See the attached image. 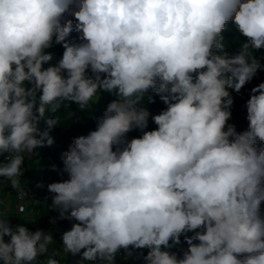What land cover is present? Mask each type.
<instances>
[{"label": "clouds", "instance_id": "1", "mask_svg": "<svg viewBox=\"0 0 264 264\" xmlns=\"http://www.w3.org/2000/svg\"><path fill=\"white\" fill-rule=\"evenodd\" d=\"M230 23L244 38L234 55ZM261 50L264 0H0V178L27 197L23 154L55 143L62 107L107 93L95 130L52 165L67 179L47 184L75 264L145 249L144 264H264V82L244 105L247 130L230 123ZM155 97L166 108L153 115L143 101ZM53 241L0 213L2 264H60Z\"/></svg>", "mask_w": 264, "mask_h": 264}, {"label": "trees", "instance_id": "2", "mask_svg": "<svg viewBox=\"0 0 264 264\" xmlns=\"http://www.w3.org/2000/svg\"><path fill=\"white\" fill-rule=\"evenodd\" d=\"M75 35L76 34L73 33V36ZM224 38L226 51L229 53V55L236 54L239 51L240 44L244 41V38L237 32L235 25L231 23L228 26V30L224 33ZM48 51H51L54 54V60L52 61V63L55 64L62 56L63 48L59 45H55ZM255 54L258 57L264 56L262 50ZM261 63L264 64V59L261 60ZM47 66L48 65H44V67ZM261 82H264V71H259L257 75L248 84H246L244 88L241 89V92L239 94L233 93L234 105L232 107V119L230 123L236 125L238 132L247 130L248 121L246 119V108L244 107V105L249 98L251 88ZM97 96H99V99H93V101L96 103L87 110L81 111L78 109L77 105L72 104L68 107H62L60 111L55 114V116L58 117L60 121L59 125L56 126L50 133L54 137L55 143L52 146H45L40 149L55 160L58 168L63 167L61 161V153L68 149L73 138L80 135H87L90 131L95 130L97 118L102 116L108 103L111 100L115 99V97L110 96L107 93H102L101 96L98 93ZM154 99V103L148 104L147 98H145L146 106L154 110V112L152 113L153 115L158 114L161 110L166 108V105L163 104L162 101H160L159 97H155ZM71 113H75V115H71ZM40 126L42 128L44 127L43 122H41ZM148 127L149 129H153L156 127L151 118H149ZM139 135V130H133L128 134V138L130 139ZM259 146L260 145L258 144V147ZM23 170L24 176L26 178L25 186L29 191V197L45 204L52 203L51 194L47 191V184L57 182L62 179H67L66 174L64 176H61L57 171H53L52 168L48 167L39 170L35 174L29 175V165L26 156L23 164ZM40 183H42L44 187L38 188L37 184ZM261 209L262 211H264V204L261 205ZM3 216L5 218H9L12 225L25 223V226L32 231L42 229L45 232L51 233V228L45 222L39 220H29L22 215ZM189 235H191V233ZM181 241H183V237H181ZM53 252H55L54 249L49 245V255ZM55 258L60 261V264H75V261L78 259V257H73L68 253L63 256L56 255ZM0 264H2V262H0ZM35 264L43 263L37 260Z\"/></svg>", "mask_w": 264, "mask_h": 264}, {"label": "crops", "instance_id": "3", "mask_svg": "<svg viewBox=\"0 0 264 264\" xmlns=\"http://www.w3.org/2000/svg\"><path fill=\"white\" fill-rule=\"evenodd\" d=\"M27 158L28 165H29V175L37 173L39 170L43 168H52V165H56L55 160L49 156L47 153L43 152L40 148L34 151L32 154H24ZM57 166V165H56ZM58 168V167H57ZM60 169V168H58ZM23 200L19 199L16 195V192L9 184L4 183L3 181L0 182V213L5 216L10 215H22L27 216L33 220H39L45 222L51 228V234L53 236V243L50 246L54 249V251L59 256H63L67 254L62 247V240L61 234L71 228V222L64 220L61 229H57L55 226L51 225L48 221V217L50 212L48 211L46 204L41 202L35 201H28L27 202V211L20 213L18 211V206L22 203ZM187 245L184 241H181V244L175 246L171 249V251L176 252L178 256H182V250L186 249ZM141 251L143 254L146 255L147 250H136L133 252L131 256L133 259L139 260L141 263L144 264ZM125 254L123 250H121L117 255ZM48 257H39L38 261L43 263L46 261Z\"/></svg>", "mask_w": 264, "mask_h": 264}, {"label": "built area", "instance_id": "4", "mask_svg": "<svg viewBox=\"0 0 264 264\" xmlns=\"http://www.w3.org/2000/svg\"><path fill=\"white\" fill-rule=\"evenodd\" d=\"M3 159H4L3 157H0V162H2ZM0 180H2L4 183L10 185V181H8L6 179L0 178ZM25 180H26V178L23 174V176L21 177V185H22V187L25 188V190H27V188L25 186ZM15 192H16L17 197L20 199L18 192L16 190H15ZM30 200L35 201V202H40L36 199L30 198L29 194H28V196L23 199V202L20 203L18 206V211L20 213L27 211V202ZM50 206H51V203H46V207H47L48 211L50 212L49 217H48V221L51 225L55 226L57 229H61L62 225H63V220L58 219V212L51 210ZM25 217L29 220H33L27 216H25ZM54 219L56 221L55 223L52 222ZM140 263L141 262L139 260L133 259L132 257L125 258V254L116 256V264H140Z\"/></svg>", "mask_w": 264, "mask_h": 264}, {"label": "rangeland", "instance_id": "5", "mask_svg": "<svg viewBox=\"0 0 264 264\" xmlns=\"http://www.w3.org/2000/svg\"><path fill=\"white\" fill-rule=\"evenodd\" d=\"M262 52L264 53V50H262ZM93 99H94V100H98V99H99V96H96V97H94ZM143 103H146L145 100L143 101ZM145 106H146V104H145ZM146 107H147V106H146ZM147 108H148V107H147ZM148 109H149V111H150L151 113L154 112L153 109H150V108H148Z\"/></svg>", "mask_w": 264, "mask_h": 264}]
</instances>
